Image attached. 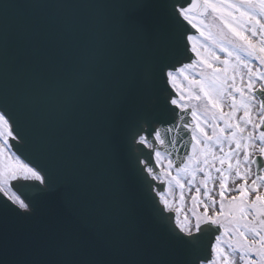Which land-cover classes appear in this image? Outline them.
<instances>
[{
    "label": "snow or ice",
    "instance_id": "snow-or-ice-1",
    "mask_svg": "<svg viewBox=\"0 0 264 264\" xmlns=\"http://www.w3.org/2000/svg\"><path fill=\"white\" fill-rule=\"evenodd\" d=\"M10 7L0 9V197L19 220L37 222L10 226L0 215V264H264V0H120L119 31L144 54L109 65L87 43L25 26L23 70L10 50ZM18 81L55 97L68 116L103 98L99 129L121 208L115 224L86 214L82 189L60 180L33 147L9 93ZM169 105L185 114L190 136L179 163L156 148L177 143L156 130L166 113L176 116ZM125 129L154 153L159 175L142 162L151 181L178 190L170 202L148 182L163 205L158 219L144 215L139 180L123 164ZM173 205L175 215L164 216Z\"/></svg>",
    "mask_w": 264,
    "mask_h": 264
},
{
    "label": "water",
    "instance_id": "water-1",
    "mask_svg": "<svg viewBox=\"0 0 264 264\" xmlns=\"http://www.w3.org/2000/svg\"><path fill=\"white\" fill-rule=\"evenodd\" d=\"M119 2L120 0H0V9L4 4L15 6L8 9L9 19H14L16 24L10 50L16 54L21 70L28 62L31 47L25 26L49 37L62 34V43L74 42L73 38L80 43H87L99 52L104 65L138 60L144 54L141 45L122 36L119 31ZM189 34L199 35L194 29ZM180 46L183 50V38ZM192 58L195 59L194 56ZM179 59L184 63L189 62L183 55ZM161 87H164L163 82ZM168 88L171 90L170 86ZM9 93L29 131L33 147L37 150L43 149L44 163L60 180L76 184L82 189V210L93 218L103 219L109 225L119 221V196L107 166L99 129L103 98L98 97L92 109L76 116H68L60 110L55 97L39 95L25 87L22 81L10 84ZM164 95H168V92ZM172 96L178 98L173 90ZM169 107L175 110L176 116L174 117L172 111L166 113L161 117L164 123H158L156 130L166 141L176 140L177 143L166 142L163 147L157 143L156 148L179 163L180 157L186 151L184 145L190 140V136L182 127L185 114L175 106ZM173 127L174 131H166ZM121 140L123 164L139 180L138 191L143 202V213L147 217L158 219L163 206L155 191L149 189L148 182L156 190L163 191L166 184L151 181L142 165L143 161L149 162L159 175L160 169L155 165L154 153L134 142L130 130L125 129L122 132ZM31 159L36 158L32 156ZM22 192L29 198H38V193L33 188L22 189ZM42 207L44 211H48L52 207L51 202H45ZM0 215L10 226L37 222L19 220L6 206L3 197H0ZM163 215L174 216L172 212L166 211ZM207 248L206 241L205 255Z\"/></svg>",
    "mask_w": 264,
    "mask_h": 264
},
{
    "label": "rangeland",
    "instance_id": "rangeland-1",
    "mask_svg": "<svg viewBox=\"0 0 264 264\" xmlns=\"http://www.w3.org/2000/svg\"><path fill=\"white\" fill-rule=\"evenodd\" d=\"M199 37V36H198ZM180 81H178V83H179ZM166 163V162H165ZM194 191V190H193ZM169 192H171V195H169ZM165 195H167L168 196V198H169V200H170V202H171V200L173 199V198H175L176 200H177V202H178V198H179V196H178V190L177 189H175V187H173V189H171V190H169L168 189V186H167V188H166V192L164 193ZM186 196H188V193H187V190H186ZM188 201H189V208H190V196H188ZM202 210V209H201ZM173 212H174V214H175V205H173ZM189 214H190V212H189Z\"/></svg>",
    "mask_w": 264,
    "mask_h": 264
}]
</instances>
